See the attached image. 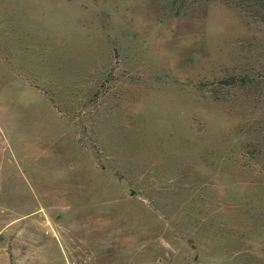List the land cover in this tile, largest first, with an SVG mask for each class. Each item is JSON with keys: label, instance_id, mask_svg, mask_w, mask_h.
<instances>
[{"label": "rangeland", "instance_id": "374dc122", "mask_svg": "<svg viewBox=\"0 0 264 264\" xmlns=\"http://www.w3.org/2000/svg\"><path fill=\"white\" fill-rule=\"evenodd\" d=\"M0 264H264V0H0Z\"/></svg>", "mask_w": 264, "mask_h": 264}, {"label": "built area", "instance_id": "2783aa9c", "mask_svg": "<svg viewBox=\"0 0 264 264\" xmlns=\"http://www.w3.org/2000/svg\"><path fill=\"white\" fill-rule=\"evenodd\" d=\"M6 208L0 204V217H4L6 215ZM84 264H97L92 258L87 257L84 259Z\"/></svg>", "mask_w": 264, "mask_h": 264}]
</instances>
